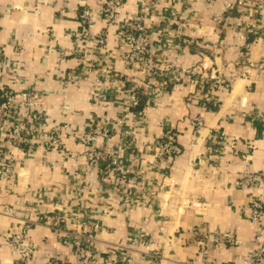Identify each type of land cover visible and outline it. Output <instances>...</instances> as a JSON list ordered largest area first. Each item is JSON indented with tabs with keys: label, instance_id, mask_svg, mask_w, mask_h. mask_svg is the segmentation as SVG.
I'll use <instances>...</instances> for the list:
<instances>
[{
	"label": "crops",
	"instance_id": "1",
	"mask_svg": "<svg viewBox=\"0 0 264 264\" xmlns=\"http://www.w3.org/2000/svg\"><path fill=\"white\" fill-rule=\"evenodd\" d=\"M137 1L124 0L121 18L143 12L154 39L172 40L154 84L120 59L105 22L93 27L108 31L112 54L98 60L105 76L99 83L84 74L72 36L80 0H0V89L31 91L33 112L63 149L44 151L34 138L19 150L0 138L1 159H13L12 172L0 175V264L15 262L7 239L21 221L36 248L30 264L74 263V250L49 227L61 214L84 221L67 227L100 264H241L255 250L247 206L264 201V189L239 183L244 170H264V0H149L142 12ZM211 71L233 84L212 87ZM140 85L142 104L129 115L122 94ZM122 118L130 174L118 175L126 181L116 190L87 166L90 147L78 136L107 126L116 142ZM166 134L178 148L168 163L158 157ZM226 232L240 245H222Z\"/></svg>",
	"mask_w": 264,
	"mask_h": 264
},
{
	"label": "built area",
	"instance_id": "2",
	"mask_svg": "<svg viewBox=\"0 0 264 264\" xmlns=\"http://www.w3.org/2000/svg\"><path fill=\"white\" fill-rule=\"evenodd\" d=\"M80 1L82 8L78 16L79 27L72 36L79 49H82L80 53L84 56L82 62L84 74L89 78L97 76L95 82H99L100 78L105 76L102 71L103 67H101L98 60H109L112 54L107 50L108 31L94 32L93 29L97 23L105 22L109 26L115 27L120 48V51H118L120 59L130 70L140 73L146 84H154L155 78L159 74L160 61L166 57L167 50L172 46V40L166 36L154 39V33L150 27L146 26L142 10L149 6L150 1L138 0L137 5L142 13L124 19L121 18L120 13L124 0ZM1 57L2 53L0 51V63L2 61ZM205 78L212 81V87H218L224 80L226 86L230 87L234 81L232 77L223 80L213 71ZM82 79L85 80L83 77ZM141 88H143L142 85L139 87L133 86L131 90L125 92V95L122 94L129 115L140 104L139 90ZM98 98L107 100L106 96L101 93ZM205 102L210 104L211 99L207 98ZM33 106L34 95L31 91L15 94L13 91L0 89V138H6L10 147L19 150L28 145L31 139L36 138L39 141V147H42L44 151L55 149L61 154L63 149L56 137L55 130L46 128V120L33 112ZM125 118L117 121L115 126L114 130L117 127L116 133L118 135L116 142H110L112 131L111 127L107 126L102 127V130L90 129L78 136L80 143L90 147V150L87 151V166L90 169H96L100 181L111 184L116 190L119 189L122 181H126L125 179L120 180L118 175L130 174V171L125 169L123 159V153L130 148V138L127 131L122 129L127 119ZM258 118L264 123V116L260 115ZM29 119L40 125L41 128L36 131L31 127H27L26 123ZM193 124L199 126L200 121L195 119ZM99 138L102 139L101 142H98ZM177 151L175 138L172 134H166L165 139L159 143L158 157L161 161L168 163ZM12 160L10 156L6 160L0 157V175L12 172ZM239 187L243 190H263L264 170L259 172L244 170L240 177ZM247 207L249 213L247 219L254 226L256 232L254 238L255 250L249 256L244 257L241 264H264V201L259 197H254ZM68 223L80 227L84 224V221L82 222L77 217L68 218L66 215L61 214L52 218L49 227L60 243L70 246L74 250L75 261L71 264H100L96 255L92 253L85 254L82 251L84 238L78 231L69 230ZM93 227L95 230L99 228L98 225ZM28 228L26 222L21 221L19 227H14L9 233L7 243L11 253L15 256V262L12 264L16 262L30 264L31 259L34 257L36 248L28 235ZM220 239L222 245L229 247L240 245V240L231 232L223 233ZM45 264L62 263L48 261ZM122 264L132 263L126 261Z\"/></svg>",
	"mask_w": 264,
	"mask_h": 264
},
{
	"label": "trees",
	"instance_id": "3",
	"mask_svg": "<svg viewBox=\"0 0 264 264\" xmlns=\"http://www.w3.org/2000/svg\"><path fill=\"white\" fill-rule=\"evenodd\" d=\"M141 100H142V99H141ZM141 100H140V104H142V103H141V102H142ZM139 107H140V106H138L135 110L139 109Z\"/></svg>",
	"mask_w": 264,
	"mask_h": 264
}]
</instances>
